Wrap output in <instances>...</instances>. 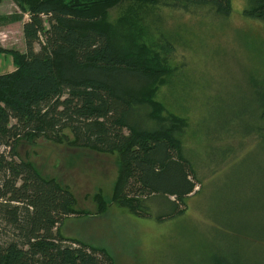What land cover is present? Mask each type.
<instances>
[{
	"label": "trees",
	"instance_id": "obj_1",
	"mask_svg": "<svg viewBox=\"0 0 264 264\" xmlns=\"http://www.w3.org/2000/svg\"><path fill=\"white\" fill-rule=\"evenodd\" d=\"M11 1L28 20L25 52L9 53L16 69L0 74V264H117L105 248L63 235L65 221L77 214L73 192L42 176L18 146L69 129L77 146L120 153L114 195L120 206L158 222L181 216L203 188L205 168L181 145L179 117L154 100L163 57L140 48L138 14L134 23L106 27L108 10L125 0ZM134 1L184 12L209 7L220 18L234 12L233 0ZM244 16L264 23V0H246ZM169 43L162 46L167 53ZM251 82L255 102L241 96L229 106L219 94L223 99L204 107L209 136L264 137V88ZM213 153L224 159L218 149ZM98 203L102 212L106 203L101 197ZM227 219L228 213L217 231L229 238L240 230ZM236 249L232 256L219 253L216 264H245ZM208 250L194 264H208Z\"/></svg>",
	"mask_w": 264,
	"mask_h": 264
},
{
	"label": "rangeland",
	"instance_id": "obj_2",
	"mask_svg": "<svg viewBox=\"0 0 264 264\" xmlns=\"http://www.w3.org/2000/svg\"><path fill=\"white\" fill-rule=\"evenodd\" d=\"M245 1L233 0L229 18H220L209 7L184 12L134 0L108 10L105 24L111 29L134 23L138 14L140 48L147 45L162 55L165 71L158 76L154 100L179 117L181 145L205 168L204 186L173 220L138 218L114 198L119 152L77 146L69 129L58 136L24 139L18 146L20 157L74 194L77 214L65 221L64 236L105 248L117 264H194L202 259L204 247L211 255L208 264L219 263V253L232 256L236 247L243 263L264 264V137L253 133L220 140L209 136L202 122L204 107L217 97H226L229 106L241 96L255 102L252 77L264 88V23L244 16ZM26 20L11 0H2L0 74L16 69L9 53L25 52ZM168 43L167 53L162 46ZM215 148L223 160L214 156ZM99 197L106 203L102 212ZM226 213L240 230L229 238L217 231Z\"/></svg>",
	"mask_w": 264,
	"mask_h": 264
}]
</instances>
